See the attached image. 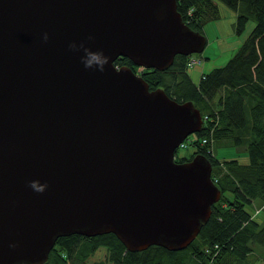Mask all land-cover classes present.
I'll return each mask as SVG.
<instances>
[{"label":"water","instance_id":"obj_1","mask_svg":"<svg viewBox=\"0 0 264 264\" xmlns=\"http://www.w3.org/2000/svg\"><path fill=\"white\" fill-rule=\"evenodd\" d=\"M73 43L110 57L105 71ZM206 44L177 0H0V264H46L72 235L131 252L196 239L222 190L204 154L175 155L202 113L115 61L163 71Z\"/></svg>","mask_w":264,"mask_h":264},{"label":"trees","instance_id":"obj_2","mask_svg":"<svg viewBox=\"0 0 264 264\" xmlns=\"http://www.w3.org/2000/svg\"><path fill=\"white\" fill-rule=\"evenodd\" d=\"M218 2L238 12V33L250 18L255 20L253 30L225 66L203 73L196 83L189 73L190 56L177 55L168 69L142 73L150 89L163 88L178 102L192 101L202 116H208L193 142L196 151L180 162L197 153L211 161L212 180L222 197L212 205L209 220L181 251L153 245L131 252L112 233L72 235L57 240L46 264H231L235 257L250 254L253 246H264V219L258 221L255 210H248L253 205L264 211V0H177V10L190 28L204 33L207 23L220 17ZM115 65L133 68L126 57L118 58ZM204 137L212 143L201 145ZM228 143L244 148L248 163L219 161L215 147Z\"/></svg>","mask_w":264,"mask_h":264},{"label":"rangeland","instance_id":"obj_3","mask_svg":"<svg viewBox=\"0 0 264 264\" xmlns=\"http://www.w3.org/2000/svg\"><path fill=\"white\" fill-rule=\"evenodd\" d=\"M218 4L220 9L219 19L208 22L204 27L203 34L207 39L204 51L200 54L190 55L194 56V58L202 59L200 64H196L189 69L191 78L196 83L203 73L225 66L255 26V20L250 18L243 32L238 33L236 30L238 12L222 2H218ZM137 74L139 75L140 72H137ZM197 139V134L188 136L186 139L188 148L179 147L177 149L175 155L177 162H180L182 158H190L194 154L196 146L193 145V142ZM215 155L221 162L232 159H238L241 163H248L249 161L247 151L244 148L232 146L230 143L216 146ZM229 194L227 193L226 195ZM248 210L254 212L255 207L253 205L249 206ZM256 218L262 222L264 211L257 214ZM231 264H264V246H253V251L250 254L244 258L235 257Z\"/></svg>","mask_w":264,"mask_h":264},{"label":"clouds","instance_id":"obj_4","mask_svg":"<svg viewBox=\"0 0 264 264\" xmlns=\"http://www.w3.org/2000/svg\"><path fill=\"white\" fill-rule=\"evenodd\" d=\"M44 42L48 41L47 33L44 34ZM89 40L92 37L88 38ZM70 50L72 51H83L84 56L81 58L85 69H95L101 73L105 71V67L109 64L110 57L106 56L102 51L93 52L89 48L85 47L84 43H81L79 47L75 43L69 45ZM29 187L36 193H44L48 187L47 184H40L39 181H31ZM15 245H12L14 247Z\"/></svg>","mask_w":264,"mask_h":264},{"label":"built area","instance_id":"obj_5","mask_svg":"<svg viewBox=\"0 0 264 264\" xmlns=\"http://www.w3.org/2000/svg\"><path fill=\"white\" fill-rule=\"evenodd\" d=\"M201 62H202V59H197V58H194V56H190L189 61H188V67L190 69V68L194 67L196 64H200ZM207 119H208L207 115L203 116V121H204L203 125L207 124L206 123ZM210 135H213V128L210 129ZM209 142L212 143V140H210V138H208V137H204L200 144L205 145V144H208ZM179 147L188 148V144L186 143V139L180 144ZM260 211H261L260 208H256L254 215L256 216Z\"/></svg>","mask_w":264,"mask_h":264},{"label":"flooded vegetation","instance_id":"obj_6","mask_svg":"<svg viewBox=\"0 0 264 264\" xmlns=\"http://www.w3.org/2000/svg\"><path fill=\"white\" fill-rule=\"evenodd\" d=\"M133 68H134L133 70H134L135 73L140 72L139 75L142 76V73H143V71H144V68L139 67V66H133ZM142 69H143V70H142Z\"/></svg>","mask_w":264,"mask_h":264}]
</instances>
